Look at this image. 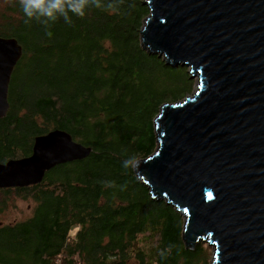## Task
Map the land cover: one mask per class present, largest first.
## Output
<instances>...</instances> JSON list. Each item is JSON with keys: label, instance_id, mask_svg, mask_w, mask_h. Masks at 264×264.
Returning a JSON list of instances; mask_svg holds the SVG:
<instances>
[{"label": "trees", "instance_id": "16d2710c", "mask_svg": "<svg viewBox=\"0 0 264 264\" xmlns=\"http://www.w3.org/2000/svg\"><path fill=\"white\" fill-rule=\"evenodd\" d=\"M145 1L101 0L113 6L45 25L19 0H0V37L24 49L0 119V163L30 157L57 129L93 148L39 185L0 189L1 212L14 196L36 204L30 218L0 225V264H209L205 246L185 245L182 214L124 166L156 152L162 107L194 89L188 73L144 50Z\"/></svg>", "mask_w": 264, "mask_h": 264}, {"label": "water", "instance_id": "95a60500", "mask_svg": "<svg viewBox=\"0 0 264 264\" xmlns=\"http://www.w3.org/2000/svg\"><path fill=\"white\" fill-rule=\"evenodd\" d=\"M144 50L189 68L198 90L165 104L158 147L136 172L156 201L184 216L183 240L214 248L213 264H264V0H146ZM24 49L0 37V119ZM93 153L57 129L30 157L0 163V189L41 184Z\"/></svg>", "mask_w": 264, "mask_h": 264}, {"label": "clouds", "instance_id": "9594fccd", "mask_svg": "<svg viewBox=\"0 0 264 264\" xmlns=\"http://www.w3.org/2000/svg\"><path fill=\"white\" fill-rule=\"evenodd\" d=\"M19 3L28 20L36 19L45 25L60 17H63L67 23H71L69 13L83 17L86 9L90 7L111 8L113 6L112 3L102 4L101 0H19ZM124 166L136 167L138 162L134 159L125 160ZM163 255L164 253L161 252V256Z\"/></svg>", "mask_w": 264, "mask_h": 264}, {"label": "rangeland", "instance_id": "374dc122", "mask_svg": "<svg viewBox=\"0 0 264 264\" xmlns=\"http://www.w3.org/2000/svg\"><path fill=\"white\" fill-rule=\"evenodd\" d=\"M190 70H191L190 67L189 68H181V71L183 72V74H184V72L189 74ZM192 81L194 83V89H193V92L189 96H193L194 93L198 90V85H199L198 77L192 78ZM35 205L36 204L33 200H22L20 198L15 197V196L10 198L8 200V203L6 204V206L2 207V209H3L2 212L0 211V225L11 224V223H15L17 221H24V220L30 218L33 214V210H34ZM0 209H1V207H0ZM182 217L184 219L183 215H182ZM184 223H183V229H184ZM76 230H77V227L75 226L72 230V235L75 233ZM152 243L150 241L145 245V249L147 251L150 247H152ZM199 246H205L204 250L208 253V259L210 260L209 264H213V261H214L213 256L215 254L214 248L206 242H200Z\"/></svg>", "mask_w": 264, "mask_h": 264}, {"label": "flooded vegetation", "instance_id": "af4514ba", "mask_svg": "<svg viewBox=\"0 0 264 264\" xmlns=\"http://www.w3.org/2000/svg\"><path fill=\"white\" fill-rule=\"evenodd\" d=\"M10 89V88H9ZM13 189V188H12Z\"/></svg>", "mask_w": 264, "mask_h": 264}]
</instances>
